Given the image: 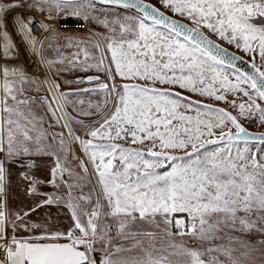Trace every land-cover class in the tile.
<instances>
[{
  "label": "snow or ice",
  "instance_id": "obj_1",
  "mask_svg": "<svg viewBox=\"0 0 264 264\" xmlns=\"http://www.w3.org/2000/svg\"><path fill=\"white\" fill-rule=\"evenodd\" d=\"M158 4L0 0V264H264V0Z\"/></svg>",
  "mask_w": 264,
  "mask_h": 264
},
{
  "label": "built area",
  "instance_id": "obj_2",
  "mask_svg": "<svg viewBox=\"0 0 264 264\" xmlns=\"http://www.w3.org/2000/svg\"><path fill=\"white\" fill-rule=\"evenodd\" d=\"M64 28H68L71 30H80L82 31V29L85 27V25L75 19H69L68 21L62 23L61 25Z\"/></svg>",
  "mask_w": 264,
  "mask_h": 264
},
{
  "label": "rangeland",
  "instance_id": "obj_3",
  "mask_svg": "<svg viewBox=\"0 0 264 264\" xmlns=\"http://www.w3.org/2000/svg\"><path fill=\"white\" fill-rule=\"evenodd\" d=\"M150 2H152V3H157V5L159 6V4H158V0H150ZM72 31L80 32L81 34H83L82 31H80V30H72ZM225 46L227 47V45H225ZM241 55H243V54L241 53ZM77 74H78V75H83V73H77ZM90 74H91V73H90ZM70 75H71V74H70ZM91 98H93V99H95V98H102V96H101V97H97L96 94H92ZM85 99H88V97H86ZM248 126H249L250 128H253V130H256V129L254 128L253 125L249 124ZM46 190H47V191H51L52 189H51V188H47ZM55 211H56V208H53V209H52V212H55Z\"/></svg>",
  "mask_w": 264,
  "mask_h": 264
},
{
  "label": "crops",
  "instance_id": "obj_4",
  "mask_svg": "<svg viewBox=\"0 0 264 264\" xmlns=\"http://www.w3.org/2000/svg\"><path fill=\"white\" fill-rule=\"evenodd\" d=\"M13 191H15V189H14ZM53 208H55V206H52V209H53ZM52 209H51V210H52Z\"/></svg>",
  "mask_w": 264,
  "mask_h": 264
}]
</instances>
